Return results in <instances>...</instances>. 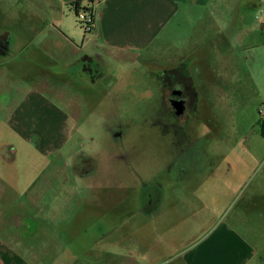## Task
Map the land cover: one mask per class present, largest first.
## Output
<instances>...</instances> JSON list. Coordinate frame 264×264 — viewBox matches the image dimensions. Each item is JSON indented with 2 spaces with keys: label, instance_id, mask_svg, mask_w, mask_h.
Listing matches in <instances>:
<instances>
[{
  "label": "rangeland",
  "instance_id": "rangeland-1",
  "mask_svg": "<svg viewBox=\"0 0 264 264\" xmlns=\"http://www.w3.org/2000/svg\"><path fill=\"white\" fill-rule=\"evenodd\" d=\"M64 1L0 0V241L21 238L26 264H215L216 251L194 255L223 232L237 254L263 247L260 0H201L182 49L163 34L90 62L92 34ZM177 64L197 92L185 133L162 114L157 78Z\"/></svg>",
  "mask_w": 264,
  "mask_h": 264
},
{
  "label": "crops",
  "instance_id": "crops-1",
  "mask_svg": "<svg viewBox=\"0 0 264 264\" xmlns=\"http://www.w3.org/2000/svg\"><path fill=\"white\" fill-rule=\"evenodd\" d=\"M76 1H64V6L74 8ZM200 3L201 0H88L87 6L84 7L94 10L95 26L91 39L87 41L89 46L86 50L88 51L86 61H91V56L95 50L117 55L122 51L134 52L150 49L163 34L166 39L165 44L169 48L182 49L183 45L179 46L176 38L177 34L181 33L187 25L185 12L190 8L195 9ZM261 9L260 0L257 14ZM58 19L56 22L59 30H65L74 40L80 38V35L76 34L75 28H71L65 21V16ZM3 36L12 37L11 32ZM7 40L9 41V39ZM180 65L183 64H177L173 68ZM219 234L218 240L221 244L219 249L214 248L212 251L211 248H207L205 252L203 251L204 253H198L194 256L200 255L202 259H205V256L209 258L210 254L216 251L218 257L215 256V264H254L259 252L264 251V246L256 249L245 242L246 248H240L237 254L229 235L225 232ZM14 235L10 234L9 238L7 236L3 242L0 241V264H26L22 259V254L17 253L20 251L19 248L23 246L22 240L19 237L15 238ZM235 246L240 247L242 245L236 241ZM219 251L224 256L221 259L219 258ZM186 263L208 264V261L204 260V263H200L198 259L188 256Z\"/></svg>",
  "mask_w": 264,
  "mask_h": 264
},
{
  "label": "flooded vegetation",
  "instance_id": "flooded-vegetation-1",
  "mask_svg": "<svg viewBox=\"0 0 264 264\" xmlns=\"http://www.w3.org/2000/svg\"><path fill=\"white\" fill-rule=\"evenodd\" d=\"M159 89L163 93L164 108L162 114L170 116L176 122L177 128L184 127L187 118H193L197 114V92L194 84L188 74V69L185 65H180L172 69H166L161 74L157 75ZM171 123L164 124L165 129L171 126ZM171 128V127H169ZM184 132L186 127H184ZM181 133V132H177ZM87 161L84 160L81 164L84 165ZM157 186V185H153ZM161 188V185L158 186ZM158 195L159 192H156ZM160 198L162 194L158 195ZM153 196L148 193L145 206L154 205ZM152 213V211H150ZM157 216V215H156Z\"/></svg>",
  "mask_w": 264,
  "mask_h": 264
},
{
  "label": "built area",
  "instance_id": "built-area-1",
  "mask_svg": "<svg viewBox=\"0 0 264 264\" xmlns=\"http://www.w3.org/2000/svg\"><path fill=\"white\" fill-rule=\"evenodd\" d=\"M262 9L256 15V21L258 23L259 28L264 31V0H261ZM78 19H80V23L85 26V35L86 37L93 34L94 26H95V16L94 13H89L85 10H81L79 12ZM90 40V38H89ZM88 40V41H89Z\"/></svg>",
  "mask_w": 264,
  "mask_h": 264
},
{
  "label": "trees",
  "instance_id": "trees-1",
  "mask_svg": "<svg viewBox=\"0 0 264 264\" xmlns=\"http://www.w3.org/2000/svg\"><path fill=\"white\" fill-rule=\"evenodd\" d=\"M82 1H84V0H77L76 2H75V4H74V9H75V12H76V16L78 17L79 16V12L81 11V10H85V11H87V12H89V13H94V10L93 9H91V8H89V7H82V5H81V3H82ZM82 25V24H81ZM264 135V134H263Z\"/></svg>",
  "mask_w": 264,
  "mask_h": 264
}]
</instances>
